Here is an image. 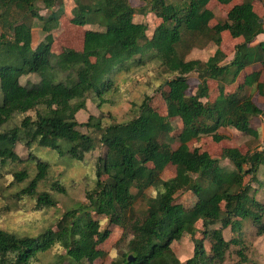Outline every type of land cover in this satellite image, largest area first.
I'll return each mask as SVG.
<instances>
[{"label": "trees", "instance_id": "1", "mask_svg": "<svg viewBox=\"0 0 264 264\" xmlns=\"http://www.w3.org/2000/svg\"><path fill=\"white\" fill-rule=\"evenodd\" d=\"M141 1L142 13L153 12L161 19L151 34L148 23L134 20L137 9L130 0H74L72 23L96 24L102 30H86L81 50L57 53L48 43L33 47L29 19L39 20L43 32H53L60 27L63 0H0V178L10 162L33 160L37 170L31 179L27 168L13 172L16 183L29 179L25 186L11 190L14 201L30 198L37 210L56 205L50 191L38 189L49 176L50 163L33 153L35 145L66 151L81 162L99 145L105 148L97 157V181L87 191V201L68 210L56 230L21 236L0 227V264H34L56 245L66 250L71 264L104 256L97 245L108 238L110 230L102 229L93 215H103L109 224L131 234L127 251L111 264H222L231 245L243 242L245 221H251L255 233L264 236V203L256 198L264 186V147L246 153L225 148L221 156L234 166L228 169L218 157L189 146L205 135L219 141L222 127L259 137L252 120L264 119V104L259 107L247 87L255 86L264 97L262 71L246 75L232 92L225 87L247 68L264 67V40L254 44L264 33L263 15L255 2L263 5L264 0ZM212 1L232 5L224 19H218L209 7ZM42 9L47 13L42 14ZM224 31L243 39L230 61H225L226 54L219 47L207 60L186 58L196 46H219ZM151 68L162 79L155 89L165 100L166 115L152 106L151 94L146 93L141 103L132 102L133 116L127 121L107 123L94 114L87 121L78 120V112L87 108L89 99L98 108L111 102L108 95L117 92L119 73ZM191 73L199 79L192 94ZM31 74L39 81L23 84L22 77ZM209 80L219 82L220 93L214 101L203 100L209 95ZM171 118L182 124L178 136L172 134ZM176 139L179 144L169 153L162 150ZM18 143L29 151L26 159L17 153ZM170 163L176 166L174 178L148 196ZM59 189L61 184L55 181L52 190ZM184 193L197 201L192 206L178 202L177 195ZM146 196V214L137 219L134 205ZM199 221L202 238L196 241L193 256L182 261L171 244L185 233L196 235ZM228 227L237 237H224ZM238 253L247 261L242 251ZM130 255L134 260H129Z\"/></svg>", "mask_w": 264, "mask_h": 264}, {"label": "rangeland", "instance_id": "2", "mask_svg": "<svg viewBox=\"0 0 264 264\" xmlns=\"http://www.w3.org/2000/svg\"><path fill=\"white\" fill-rule=\"evenodd\" d=\"M244 0H235L233 3H241ZM64 11L60 18V27L53 32L45 33L42 30L41 23L36 18H30L29 23L32 27L33 47L35 49L48 43L52 49L59 53L66 49L81 50L83 46L84 33L88 29L102 30L96 24L75 25L72 23V8L75 5L74 0H63ZM130 3L137 9L134 16L136 22H146L149 25V33L151 34L156 25L161 21L157 18L153 12L142 13L140 7L144 5L141 0H130ZM232 5H221L216 1H212L209 4L211 9H215L218 19H224L227 16V12ZM260 12L264 17V4L259 5ZM42 14H46L47 10L42 9ZM264 36L258 37L254 44L263 41ZM243 41L242 38L234 39L228 31L222 33V42L219 46L214 44H206L194 47L189 53L186 54V58L207 60L212 56L215 50L219 47L226 54L225 61H230L235 54V47L238 43ZM261 70V80L264 81V67L261 64H256L244 70L239 76L238 80L225 87L226 92H232L237 89L238 84L244 81V77L250 74L252 71ZM23 84L39 81V77L36 74L24 76L21 79ZM162 81L159 78V73L156 68L149 70H138L131 74L124 72L119 73L117 76V84L119 86L117 92L108 95L111 102L104 104L101 108L97 107V104L89 99L87 102V108L81 110L77 114L79 121H87L91 114L103 116L104 120L108 122L127 121L133 116L131 110L132 102H140L144 98L146 93L151 94L152 106L161 114H167V105L165 100L155 87ZM188 81L190 84L189 93H194L197 90L199 79L196 73L188 75ZM209 95L203 100L214 101L220 93L219 82L216 80H209ZM247 94L252 96L253 101L261 108H263L264 97H262L255 86L247 87ZM174 130L173 135L178 136L182 124L178 118H171ZM252 126L258 130L259 137L256 138L251 134L239 131L231 127H222L218 130L222 138L216 141L212 136L205 135L192 140L189 143L191 149H198L200 151H207L214 157L220 159L222 166L233 169V164L225 158H222V152L225 148L236 147L242 153H246L250 149H262L264 147V119L261 116L255 117L252 120ZM84 131V129H82ZM179 142L165 143L162 146V150L170 152L175 148ZM17 153L23 158L28 157L27 148L18 143L16 146ZM33 153L42 159L50 163L49 176L44 181L40 182L38 187L39 191H50L53 197L56 199V205L53 207H46L44 209H35V201L30 198L22 199L15 202L10 195L11 190L18 186L21 188L28 183L36 174V165L33 160H25L24 162L7 163L3 167L4 175L0 178V227L19 234L21 236H37L47 228L57 229V222L64 216V214L75 207H78L80 203L86 202V193L89 189L95 186L97 181L96 173V160L97 157L105 153V148L99 145L94 151L88 154L85 161H77L71 158L66 151L60 152L56 149L44 148L35 145L32 148ZM27 168L29 172V179L22 183H16L13 181V172ZM176 174V166L172 163L168 164L164 172L161 174L158 184L147 191L148 196H152L159 191L163 184L170 182ZM106 177V176H105ZM104 177V178H105ZM250 178L249 176L247 177ZM55 181H59L62 190H52V184ZM254 187H258L257 183L253 184ZM146 197L139 198L134 205L135 217L141 219L145 216L147 210ZM256 198L264 203V186L261 187L256 193ZM178 202H184L187 206H192L197 198L194 195L184 193L177 195ZM94 219H99L102 229L109 228L110 234L108 238L97 245L98 249L105 251L104 256L88 262L86 264H111L115 259L122 256L123 251H127V243L131 238V234L124 227L109 224L107 217L95 216ZM199 231L196 235L191 236L187 233L178 236L171 244V248L176 252L180 260L185 261L192 257L194 254L195 243L202 238L203 226L202 222L197 223ZM224 237L230 240L237 237V234L232 232L230 227L224 229ZM243 242L239 245L232 244L230 250L227 253L226 260L222 264H264V236L257 235L255 233V227L251 221H245V225L242 231ZM96 239V238H95ZM207 248L210 247L209 242L206 240ZM242 251L247 261L242 260V256L238 253ZM34 264H71L66 254V250L59 245L54 248L40 254L38 261Z\"/></svg>", "mask_w": 264, "mask_h": 264}, {"label": "crops", "instance_id": "3", "mask_svg": "<svg viewBox=\"0 0 264 264\" xmlns=\"http://www.w3.org/2000/svg\"><path fill=\"white\" fill-rule=\"evenodd\" d=\"M242 3V2H241ZM259 3L258 2H255V7H256V10L258 11V12H260V9H259ZM263 21H264V17H263ZM262 36H264V33H261V34H259L258 36H257V38L259 37H262ZM256 38V39H257Z\"/></svg>", "mask_w": 264, "mask_h": 264}, {"label": "water", "instance_id": "4", "mask_svg": "<svg viewBox=\"0 0 264 264\" xmlns=\"http://www.w3.org/2000/svg\"><path fill=\"white\" fill-rule=\"evenodd\" d=\"M129 260H134V257L132 255L129 256Z\"/></svg>", "mask_w": 264, "mask_h": 264}]
</instances>
